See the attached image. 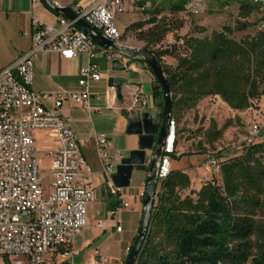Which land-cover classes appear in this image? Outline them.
<instances>
[{"label":"built area","instance_id":"1","mask_svg":"<svg viewBox=\"0 0 264 264\" xmlns=\"http://www.w3.org/2000/svg\"><path fill=\"white\" fill-rule=\"evenodd\" d=\"M52 1L58 4L57 0ZM125 1L142 14V20L149 19L146 11L153 0H95L88 5L77 3L72 10L104 38L118 43L122 34L117 28L116 16L124 12ZM249 1L259 7L263 19L257 30L264 31V0ZM204 7V0H187L183 9L198 14ZM74 21L58 16L57 27H53L33 20L31 50L0 70V255L6 264H49L44 257L52 251H60L63 256L75 254L74 238L87 224V208L95 198L89 178L91 169L81 151L83 142L59 109L66 100L88 106L92 96L89 86L101 79L98 67L91 61L97 48L106 52L112 61L119 57L93 42ZM37 51H54L63 59L85 55L87 63L78 72L81 90L35 92L31 88L32 54ZM137 101L135 97L134 102ZM259 103L264 107V92L259 96ZM171 125H174L172 120ZM262 125V121L251 125L245 139L247 144L256 141ZM35 131L47 133L55 143L54 148L45 151L51 159L46 177L40 175L35 157ZM95 142L101 170L109 179L114 170L107 138L99 135ZM171 151V147L165 148L166 153ZM168 160V156L162 157L158 179L167 175ZM203 166L207 172H219L214 157H208ZM114 190L118 195L121 192V188ZM126 207L127 203L119 199L118 207L107 213L115 221L117 232L121 230L118 214ZM101 225L98 221V226ZM97 259L104 261L102 257Z\"/></svg>","mask_w":264,"mask_h":264},{"label":"trees","instance_id":"2","mask_svg":"<svg viewBox=\"0 0 264 264\" xmlns=\"http://www.w3.org/2000/svg\"><path fill=\"white\" fill-rule=\"evenodd\" d=\"M186 1L177 0L170 11L183 10ZM245 1L237 0L241 19L260 11L257 5ZM146 13L148 20L127 29L150 25L137 37L145 42L166 75L172 93L173 123L204 98L219 96L229 108L243 110L249 99L264 92V31L235 40L231 37L234 31L253 25L239 20L233 29L223 27L210 36L187 37L182 44L185 53L178 55L173 47L151 48L170 30L156 18L159 9L148 8ZM262 19L253 23L258 25ZM166 55L174 56L175 66L162 62ZM153 97L160 99L161 110L162 92L155 78ZM226 126L218 128L215 121H210L203 131V143L213 147ZM174 148L164 156L175 160ZM218 157L219 183L205 181L193 189L188 174L179 169H171L157 180L148 233L135 264H264V141L245 143L239 155ZM118 204L119 199L112 210Z\"/></svg>","mask_w":264,"mask_h":264},{"label":"crops","instance_id":"3","mask_svg":"<svg viewBox=\"0 0 264 264\" xmlns=\"http://www.w3.org/2000/svg\"><path fill=\"white\" fill-rule=\"evenodd\" d=\"M57 1L59 6L73 8L77 3L88 5L95 0ZM58 16L60 15L53 11L43 0H37L35 3H32L31 0H0V24H7L8 31L15 38L12 50L8 53V57L3 62V66L0 67V70L14 62L19 56L31 50L33 20L44 25L57 27ZM126 38L127 37L120 40L118 42L119 45L124 48L135 49L137 44L127 42ZM32 60L31 88L35 92H71L81 90L78 84V72L79 69L87 63V57L85 55L80 54L72 59H63L54 51H37L32 54ZM91 61L98 67L101 79L96 83H91L89 86L92 96L88 106L75 104L71 100H66L60 107L59 112L62 117L69 119L72 130L76 136L82 140V155L86 165L91 169V174L89 176L91 186L94 188L95 192H99L100 195L104 197L106 186H108V177L101 170L95 138L99 135L106 136L108 154L112 163L116 165L119 161L118 155L121 157L126 156L130 150L138 148V136L126 132L128 122L138 118L139 114L144 111L160 109L158 106L159 100L152 96L154 77L140 58L123 55L119 56L116 61H112L106 52L102 51L101 48H97L96 55ZM109 78L123 81L120 89V98L117 97L114 88L108 85ZM135 97H137L138 100L136 103L134 102ZM41 133L47 135V133L43 131H35L33 133L35 143L37 137ZM47 137L49 140L46 141H50L51 143L47 144V142L44 141V152L55 147V143L48 135ZM172 140L173 141L169 143V147L173 150L174 134ZM182 154V152L175 153L176 159H171L174 160L173 163L175 165L173 164L174 166H171L173 169L185 171L188 176L191 171L193 177L197 178L199 181L197 186L191 184V187L193 189H198L203 183V181L201 182L200 180L204 178L207 179V177H201L199 175L198 170L200 167L193 168V166L189 164L195 157ZM168 161H170V158ZM184 163H188L189 167L183 165ZM133 174H135V181L133 180L135 182L134 189L137 192L134 209H132L130 213L124 212L125 209H123L118 214L117 219L121 225V230L117 232L115 227H112V232L119 235L117 240L112 241V236L107 237V233L104 231L103 235L98 237L95 241L90 242L88 240L84 243V248H89L91 245L94 246L92 249L94 254L92 255L93 251L90 253L87 264L91 262L93 258L98 264L105 262L110 264H122L127 254V249L137 232L142 211L141 197L146 179V171L133 170L132 176ZM119 199L123 200L122 198ZM123 201L126 202L125 200ZM112 207L113 205L107 207L103 220L112 221V219L107 217V213L112 210ZM120 214L126 219V230L119 219ZM90 218L94 219L95 215L91 214ZM103 220L100 221L103 222ZM113 222L115 226V221L113 220ZM98 227L101 228L102 225ZM96 251H98L99 254ZM54 254H56V257L52 259ZM48 255L49 253L45 255L44 259L46 262H50L49 264H73L71 259L72 255L63 256L60 254V251H55L51 256ZM97 256L102 257L104 261L100 263Z\"/></svg>","mask_w":264,"mask_h":264},{"label":"rangeland","instance_id":"4","mask_svg":"<svg viewBox=\"0 0 264 264\" xmlns=\"http://www.w3.org/2000/svg\"><path fill=\"white\" fill-rule=\"evenodd\" d=\"M239 3L246 2L245 0H238ZM177 0H154V4L149 6V10L159 9L160 13L157 15L159 22L165 24L170 32L166 37L156 46H152L153 49H169L174 48V54L183 55L185 49L183 47V40L187 37H204L210 36L212 32H218L223 27H229L233 29L235 24L239 20H246L253 25L243 31H234L231 37L235 40H240L246 35H254L257 32V20L262 17L260 11H256L247 19H241L238 16V2L237 0H204L205 7L198 14H192L183 10L173 13L170 11L171 5L176 3ZM124 12L117 14L116 25L121 32V40L125 37L127 42L137 44L135 48L145 47V42L138 40L137 35L140 32H145L150 25H145L142 29L134 28L128 30L127 27L132 24H137L142 20V14L133 9L125 1ZM153 14L150 13V17ZM257 21L256 23H253ZM6 26V27H5ZM15 43V38L8 31V25L0 24V67L3 66V62L7 59L8 53L11 52L12 46ZM162 62L166 66H175L176 60L174 56L166 55L162 58ZM153 96V94H152ZM160 102V99L157 98ZM159 106V105H158ZM215 121L218 128H221L224 124H227L223 134L219 140L209 147L204 142L203 131L207 128L210 121ZM262 121V128L256 136V141H264V107L259 103V96L257 98H251L248 100V105L243 110H233L229 108L219 96L207 97L201 100L196 108L185 111L180 116L179 120L174 122V125L170 126V132L167 138V145L174 140L176 142L174 153L182 152L189 157H195L189 162L190 165L200 167L198 170L201 177H207V181H214L219 183L218 173L215 171L207 172L204 170V163L208 157L216 158L217 162L220 160L218 154H222L225 157L239 155L242 152V148L245 145V139L249 134L250 127L253 123ZM49 140L47 135L39 134L35 143V157L40 166V175L46 177L49 173L51 159L45 155L43 150L44 141ZM47 144L51 143L46 141ZM198 142H202L203 145L199 146ZM174 160L168 161L167 169L170 171ZM174 164V165H173ZM188 163L183 165L188 166ZM172 165V166H171ZM180 165V164H179ZM113 163V170L115 169ZM134 177V178H133ZM190 183L194 186L199 184L197 178H194L192 172H189ZM108 186H106L105 196H101L96 191L95 198L87 208V224L83 227L82 231L74 238L72 245L73 252L72 263L73 264H87L88 256L93 251V245L89 248H84L86 241L93 242L98 237L103 235L106 231V236L111 237L112 241L117 240L119 235L112 232L114 227L113 220H103L107 207L112 206L119 198H122L128 203V207L125 208L126 213H130L134 209L136 204L137 192L134 189L135 186V174L132 176V181L129 186L121 188V194L112 187L109 179ZM134 180V181H133ZM204 179L200 180L201 182ZM49 179H45V183H48ZM106 205V206H105ZM106 207V208H105ZM91 214L95 215L94 219H91ZM99 218V219H98ZM119 219L123 224L124 229L127 228V222L124 216L119 215ZM103 220L102 227H98V221ZM116 249V247H115ZM114 249V250H115ZM98 253V251H96ZM126 252V251H125ZM255 252V251H254ZM253 252V253H254ZM54 252H50L48 256H51ZM94 254V251L92 255ZM99 254V253H98ZM71 256V255H70ZM54 254L52 259H55ZM94 257V256H93ZM60 260V259H59ZM62 260V259H61ZM56 263V261L54 260ZM62 262V261H60ZM101 263V262H100ZM0 264H6L3 257L0 255ZM88 264H98L93 258ZM110 264V263H101ZM246 264H250L247 262Z\"/></svg>","mask_w":264,"mask_h":264},{"label":"water","instance_id":"5","mask_svg":"<svg viewBox=\"0 0 264 264\" xmlns=\"http://www.w3.org/2000/svg\"><path fill=\"white\" fill-rule=\"evenodd\" d=\"M53 11L68 20H75V26L86 34L100 47L113 52L115 55L140 58L150 69L162 92L161 110H148L139 114L138 118L128 122L126 132L135 134L139 138L138 148L130 150L126 156L119 158L113 174L109 177L112 186L116 189L127 187L131 183L133 170L146 171L145 185L142 193V211L135 238L122 264H135L140 249L148 233L151 209L155 197L158 170L167 146L170 132L172 93L170 85L160 63L154 54L145 47L124 48L117 42L104 38L82 18H77L70 7L59 6L52 0H43ZM122 80L108 79V85L113 87L120 98Z\"/></svg>","mask_w":264,"mask_h":264},{"label":"flooded vegetation","instance_id":"6","mask_svg":"<svg viewBox=\"0 0 264 264\" xmlns=\"http://www.w3.org/2000/svg\"><path fill=\"white\" fill-rule=\"evenodd\" d=\"M95 194H96V192H95Z\"/></svg>","mask_w":264,"mask_h":264}]
</instances>
